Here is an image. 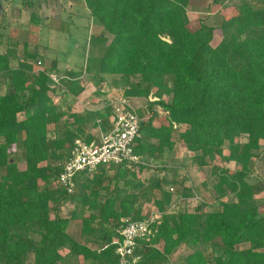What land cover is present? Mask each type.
<instances>
[{"label":"trees","instance_id":"obj_1","mask_svg":"<svg viewBox=\"0 0 264 264\" xmlns=\"http://www.w3.org/2000/svg\"><path fill=\"white\" fill-rule=\"evenodd\" d=\"M226 1L213 4L234 8L235 15L218 26L201 21L192 31L191 0H84L91 18L110 35L101 56L88 62L95 74L125 83L121 96L128 100H148L155 90L157 101L148 103L153 114L140 123L136 153L152 164L180 143L194 154V166L211 169L203 185L218 208L173 213L167 209L187 196L190 179L164 161L154 170L159 177L150 184L160 196L151 203L161 219L150 242L142 241L137 250L140 264H171L182 246L189 249L184 264H264V204L256 199L264 184L250 180L252 161L262 157L264 147V0ZM216 30L223 38L214 47ZM10 45L0 51V264H119L114 243L122 222L146 218L139 197L143 185L123 181L119 172L111 175L124 166L79 176L77 188L87 193L78 200L90 215L82 217L81 241L70 234L78 213L67 214L65 207L77 198L54 182L74 142L91 143L85 135L88 118L54 103L57 87L49 69L38 67L46 47L31 51L25 45L18 59L17 45ZM78 89L67 81L69 92L76 95ZM158 108L167 114V125L155 128ZM58 124L66 129L51 139ZM19 150L25 153L24 167L11 159ZM128 174L137 178L134 169ZM230 196L233 201H224Z\"/></svg>","mask_w":264,"mask_h":264},{"label":"rangeland","instance_id":"obj_2","mask_svg":"<svg viewBox=\"0 0 264 264\" xmlns=\"http://www.w3.org/2000/svg\"><path fill=\"white\" fill-rule=\"evenodd\" d=\"M241 1L228 0L226 3ZM236 12L234 8L223 9L220 5H214L213 0H191L188 8L189 28L192 31L198 30L201 27V21L208 25L218 26L223 17L230 18ZM32 15L39 18V21H31ZM0 37V51L3 52L7 49V43H11V47L16 44L18 59L24 57L25 45H28L31 51H35L37 47H46V51L39 48L42 57L40 58L41 66L38 67L49 69L50 74L56 75L60 80L59 84L53 83L52 86L57 87V94L53 97L54 103L62 109L67 110L81 100L83 103L87 102V106L91 105L95 109L94 117L96 118L98 111L107 108L112 100L122 97L121 91L127 86L121 80H115L113 76H106V80L103 81L101 76L95 74L96 67L93 64L90 66L88 63L91 59L101 56L102 50L110 41V35L105 32L97 20L91 18L84 5V0H30L29 2L28 0H0ZM222 38V32L216 30L212 39V46H217ZM137 79L130 78L129 83L137 85ZM69 80L78 84V94L74 95L67 90V81ZM154 92L155 90L151 94L153 99H155ZM100 98L101 100H99ZM148 103L145 104L146 107H144L145 105L142 107L143 112L141 117L139 116L140 119L147 115ZM57 129V133L53 131L50 133L51 139L65 131L64 124H58ZM245 139L246 137L244 141ZM261 152L262 157L252 161L253 175L250 180L264 184V147ZM225 153L226 155L229 153L228 149H225ZM193 156L194 154L188 152L181 144L175 154H168L166 157V163L181 167L182 176L190 179V182L184 187L190 192L187 191L186 197L175 198L174 203L168 207L167 213L179 211L184 207L191 210L202 208L203 211L218 208L215 196L203 185L205 181L211 178V169L194 166ZM11 159L17 162L20 167H24L25 153L22 150L15 152ZM142 162L141 165L149 169L141 172L137 168L138 166H134L135 168L124 167V169L115 168L112 169L111 175L119 172L123 181L128 179L132 185L141 183L143 187L139 191V197L143 215L152 217L156 214L161 219V214L151 203L153 198L160 196V191L153 188L154 183L150 184L151 178L159 177L154 170L160 163ZM223 165L231 170L234 169L233 164ZM130 169H134L137 178L128 174ZM170 191L172 192V190ZM83 193L86 194L87 192L85 190L82 192V188L78 187L72 194L77 200L70 199L65 207L67 214L70 213L69 211L78 213V219L72 221L69 232L80 241L82 217L90 215V211L84 208L78 200ZM256 199L258 203L264 204V193L257 195ZM233 200L232 196L224 199L227 202ZM183 251L188 252L187 248H183L181 253L178 252L177 255L173 256L172 264H184ZM30 260L32 261V258Z\"/></svg>","mask_w":264,"mask_h":264},{"label":"built area","instance_id":"obj_3","mask_svg":"<svg viewBox=\"0 0 264 264\" xmlns=\"http://www.w3.org/2000/svg\"><path fill=\"white\" fill-rule=\"evenodd\" d=\"M56 85L60 80L50 74ZM112 111V129L103 134L98 143H87L77 139L65 161L63 170L55 184L72 195L77 189L76 179L81 175L95 174L101 167H132L143 164L142 157L135 151L137 140L141 138V119L136 109L124 97L110 102ZM160 222V216L152 215L141 221H123L118 229L119 241H116L115 255L119 264H140L141 255L137 253L141 242L154 236V228Z\"/></svg>","mask_w":264,"mask_h":264},{"label":"crops","instance_id":"obj_4","mask_svg":"<svg viewBox=\"0 0 264 264\" xmlns=\"http://www.w3.org/2000/svg\"><path fill=\"white\" fill-rule=\"evenodd\" d=\"M152 95H150V97L148 98V100L144 99V98H130L129 99V103L135 108V109H138V114H140L139 116L141 117V114H142V107L148 103V102H154V101H157V99H153L151 98ZM101 100V98L99 99ZM150 100V101H149ZM109 101V100H108ZM113 101V100H112ZM86 103H83L81 100L77 103L74 104V106L70 107L69 109L65 110L63 108L64 111H71L70 114H79V115H86L87 116V125L85 126V135L88 136V139L91 140V143H98L100 141V138L103 134L109 132L112 127H113V123H112V111H111V107L109 106L110 103H109V107L107 106V108L103 109L102 111H98L97 113H100L102 115H105L103 118H99V117H94V111L95 109L92 108L91 105H86ZM91 104V103H90ZM91 106V107H90ZM147 105H145L144 107H146ZM149 108L150 106L148 105V110H147V115H145L143 118H141L142 122H148L150 120V118L152 117V114L153 113H150L149 112ZM73 109V110H71ZM159 111V114L158 116H156L152 122V126L155 127V128H160L161 126L163 125H167V120H166V117H167V114L165 112H163L160 108L157 109ZM64 129H66L65 125H64ZM177 134L174 135V140H176V137ZM153 142V141H152ZM181 144L180 143H177L173 152H168L164 159L163 160H159V161H155V160H152V164L153 163H160V164H157L158 167H161L162 166V162L161 161H164L165 164H167L168 166L170 167H179V166H172L168 163L165 162L166 160V157L168 154H175V152L178 150V147L180 146ZM191 153V152H190ZM181 168V167H179ZM56 185V184H55ZM159 247V246H158ZM161 248V247H160ZM185 249L187 247L185 246H182L180 248H178L173 254L172 256L170 257V260H171V264L173 263V256L174 255H177L178 252L181 253V250L182 249ZM162 249V248H161ZM187 253H185V251H183V261L184 259L187 257V255L189 254V249L187 248Z\"/></svg>","mask_w":264,"mask_h":264}]
</instances>
